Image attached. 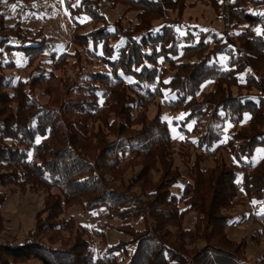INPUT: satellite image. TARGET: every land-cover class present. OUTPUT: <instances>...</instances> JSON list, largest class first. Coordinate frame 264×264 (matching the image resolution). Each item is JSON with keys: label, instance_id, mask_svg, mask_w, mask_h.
Returning <instances> with one entry per match:
<instances>
[{"label": "trees", "instance_id": "1", "mask_svg": "<svg viewBox=\"0 0 264 264\" xmlns=\"http://www.w3.org/2000/svg\"><path fill=\"white\" fill-rule=\"evenodd\" d=\"M104 1L128 9L111 24ZM193 2L210 5L222 17L224 34L185 21L188 0H64L78 46L74 54L59 55L55 38L43 30L34 32L20 22L3 27L0 264L252 263L245 255L248 239L236 244L225 233L247 221L243 216L236 221L232 213L240 190L264 204V157L255 167L249 164L257 149H264V0ZM1 9L0 3L3 25ZM130 12L137 22L126 26ZM169 12L177 17L170 19ZM82 19L90 20V30ZM10 52L26 58L29 81L7 73L17 66L3 59ZM46 53L53 62L50 72L42 65ZM71 56L77 58L75 76L67 75L57 90L56 71L67 68ZM84 56L89 65H106L109 72L88 71ZM207 83L211 90L204 91ZM41 89L49 101L39 99ZM159 98L181 113L175 124L191 135L186 145L195 152L187 174L173 158V133ZM153 105L158 109L150 118ZM246 115L247 125L223 145L226 123L240 124ZM226 146L239 168L222 156ZM207 157L214 158V166L205 167ZM154 172L160 173L156 182ZM182 180L187 183L177 196L173 189ZM27 189L46 195L43 207L22 241L6 240L2 208L8 192ZM74 206L107 223L98 225L101 229L81 227L68 214ZM191 212L196 222L186 229L183 222ZM251 218L263 222L264 214ZM114 220L120 223L115 230L129 240L98 250L93 237L106 245L103 229ZM138 221L142 230L133 225ZM251 240L260 243L258 234Z\"/></svg>", "mask_w": 264, "mask_h": 264}, {"label": "rangeland", "instance_id": "2", "mask_svg": "<svg viewBox=\"0 0 264 264\" xmlns=\"http://www.w3.org/2000/svg\"><path fill=\"white\" fill-rule=\"evenodd\" d=\"M195 0H188L187 8L183 11L182 18L187 22L197 23L204 28L212 27L217 29V31L224 34V21L222 17L215 14V10L207 4L197 3L195 6H192ZM222 1V0H221ZM2 4V12L4 17L3 25L0 24V39L3 33V27L5 26H15L16 23L20 22L24 27L31 28L32 30L38 31L43 30L44 34L48 37L55 38V46L56 51L59 55L63 53L74 54L76 50H78V46L74 45L72 42V33L73 25L70 20V15L67 9L64 7V0H2L0 2ZM110 4L107 1H104L102 4V11L108 18L109 23L114 24L120 17L125 15L128 7H124L122 5H117L115 8H110ZM176 12H169V18L174 19L177 17ZM127 18L123 21L126 26H128L129 22L136 23L137 18L135 13L130 12L126 16ZM162 21V19H159ZM81 22L86 26V31L91 29V24L89 19H82ZM158 22V21H157ZM155 22V23H157ZM244 28V27H242ZM233 34L232 32L230 35ZM83 54H85L83 52ZM83 58V65L86 66L88 71H101L109 72V68L103 64H95L89 65L86 61V57ZM6 62L13 61L17 65L15 69H9L7 73L12 75L16 79H22L24 81H29L31 78V68H27V61L23 54L17 52H10L4 55L3 57ZM69 59V64L67 68L63 67L62 70L56 71L57 79L54 81L55 88L60 90L62 87L61 80L66 78L67 75L74 78L75 72L73 70L77 64V58L71 56ZM192 58L188 57H180L179 61H190ZM76 63V64H75ZM42 65L48 68V72L51 71L53 66L52 59H50V54L46 53L45 59H43ZM67 70L66 72H64ZM54 72V71H53ZM212 83H207L203 90L209 91L211 90ZM236 88H234V92L236 93ZM39 93V99L46 102L50 100V96L43 93L42 89L37 91ZM165 98H170L169 91H166ZM162 98L158 99V103L163 107V120L169 123L171 128V132L173 133V144L172 148L175 152L174 157L176 159V163L181 166V171H184L187 174V170L191 167L192 162L194 161V147L190 145H186V140L191 137V135H186L182 133L177 123L183 116L181 113H175L168 107L163 105ZM158 107L155 105L151 106L148 115L150 118H153L157 113ZM249 116L246 115L244 122L240 124H236L228 121L224 127L223 131V140L222 144L226 145L232 134L239 130L242 126L247 125L249 122ZM191 129V126L189 127ZM223 155L226 161L235 165L236 167H240L237 163L233 153L229 146L223 149ZM264 157V149L258 148L254 157L252 158V162L250 164V168L255 167L260 160ZM248 164V163H247ZM214 166V158L207 157L205 162V167ZM240 181L242 179V173L240 172ZM130 173L127 175L129 178ZM160 173L154 172V181L158 180ZM186 181L182 180L178 185L173 189L174 194L180 196L185 188ZM2 191L6 189H1ZM46 195L40 192H34L32 190L25 191H17L16 194H10L8 192L7 202L4 203L3 206V215L6 219L5 227L7 234L5 235L6 240H11L13 242L22 241L28 234L30 228L34 226L35 216L43 207V201L45 200ZM238 200L240 203L237 207H233L234 210L232 213H235L237 219L241 217H245L247 221L242 225H231L227 230L225 235L234 243L239 244L243 239H248V246L245 251L246 259L249 262H258L261 259V256L264 251V221L258 222L252 220L251 215L261 216L264 214V204L257 200H250L246 197V194L243 190H240L238 193ZM186 205L182 204L181 209L185 210ZM69 216L73 217L75 221L81 225V227H87L90 230L93 229H101L100 226L102 224H106L107 220L105 218H98L97 214L94 212L85 213L81 207L74 206L69 210ZM67 214V215H68ZM196 222V214L194 212L189 213L184 220V227L186 229H192ZM120 223L118 221H112L109 223V227L103 229L107 243L104 245L101 242L99 237H93V242L95 247L98 250L105 251L107 245H114L122 240H129L128 236L121 234L116 231L115 228L119 226ZM137 230L143 229L142 221H138L133 224ZM255 234L259 235V245L255 246V243L252 242L251 237ZM65 238H70L72 235L68 233L63 234ZM73 239V238H71ZM70 239V240H71ZM5 240L0 238V244H3ZM203 243H199L198 246H202ZM251 263V264H252ZM170 264H178L175 262H170ZM261 264V262H260ZM264 264V263H262Z\"/></svg>", "mask_w": 264, "mask_h": 264}]
</instances>
